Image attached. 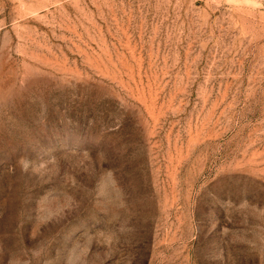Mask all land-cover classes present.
Listing matches in <instances>:
<instances>
[{"label": "rangeland", "instance_id": "1", "mask_svg": "<svg viewBox=\"0 0 264 264\" xmlns=\"http://www.w3.org/2000/svg\"><path fill=\"white\" fill-rule=\"evenodd\" d=\"M0 264H264V0H0Z\"/></svg>", "mask_w": 264, "mask_h": 264}]
</instances>
